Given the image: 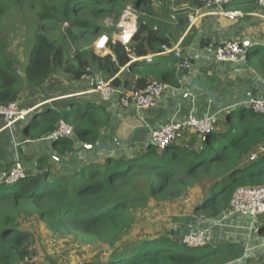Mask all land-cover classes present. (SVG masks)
<instances>
[{"label": "trees", "instance_id": "obj_1", "mask_svg": "<svg viewBox=\"0 0 264 264\" xmlns=\"http://www.w3.org/2000/svg\"><path fill=\"white\" fill-rule=\"evenodd\" d=\"M131 1L140 9L155 8L156 2L165 0H0V106L19 103L25 87L41 90L59 74L80 82L97 72L112 79V86L119 89L121 82L115 78L119 69L129 65L133 70L139 64L131 62L130 56L142 58L166 44L160 33L164 26L150 27L142 19L128 48L112 41ZM107 20L113 25L106 24ZM6 21L14 22L12 28L8 29ZM19 23L29 32L22 36L27 52L23 64L8 40ZM102 36L108 38L107 50L114 57L94 51V43ZM244 59L264 78L260 49L246 50ZM144 72L159 83L169 82L176 74L173 67L159 69L154 64ZM148 83L139 78L132 92L145 90ZM48 109H40L39 123V110L32 113L23 134L28 140L41 141L60 121L70 126L72 138L51 141L59 154V162H54L64 174L53 173L52 157L41 156L36 159L35 173L0 187V264H32L36 241L22 223L33 218L55 236L105 248L107 254L97 264H227L243 257L244 248L236 243L203 251L183 246L173 233L161 232L133 244L126 243V236L138 227L139 216L146 218L155 208L164 211L171 200L186 197L187 210L195 218L219 220L238 189L264 187V154L249 161L264 145V114L238 106L236 118L234 109L225 115L224 131L216 128L198 145L174 142L159 151L150 144L138 155H107L100 162L81 163L70 171L62 166L63 158L74 164L71 155L78 143L95 145L109 118L102 105L90 101L73 110ZM259 231L264 235V223Z\"/></svg>", "mask_w": 264, "mask_h": 264}, {"label": "crops", "instance_id": "obj_2", "mask_svg": "<svg viewBox=\"0 0 264 264\" xmlns=\"http://www.w3.org/2000/svg\"><path fill=\"white\" fill-rule=\"evenodd\" d=\"M171 1H174L175 7L178 9V12L174 14L169 10ZM132 3L133 1L129 4L132 5ZM155 4V8L136 9L139 19H142L143 23L150 27L164 26V28L161 27L160 33H163L166 45H178L182 59H176L170 54L161 56L154 61V65L159 69L173 67L176 70L174 77L176 82L165 83L168 85V88L157 99L153 109L139 111L132 105L129 110L124 109L119 104V94L113 95L110 102L102 103L97 94L90 93L92 85L97 82H109L113 80L94 72L92 76L80 82H72L68 79L71 84L79 85V87L65 96V99L72 100H69L62 109H58L52 105H43L35 111L45 108H49L48 110L51 111L69 110L71 104L73 110V106H82L87 101L99 104V106L102 105L109 118V122L104 127L102 135L96 144L112 145L113 141L125 142L134 133L135 138L130 144L118 147L123 149L121 156L131 157L140 154L144 150V145L150 142L152 133L165 123L174 122L182 125L189 116L200 120L204 116L217 114L218 110L222 108L211 103L207 96L203 94L202 88L195 84L191 87L190 95L180 103L174 105L181 95L186 94L191 82L196 81L199 84L205 85L217 102H235L241 100L245 97L249 88L251 89L250 98L261 99L264 97V78L260 73L249 67L245 59L236 64H227L218 62L215 56L216 48L222 42L235 41L244 48L242 46L243 40L249 46L247 51L250 49H260V52L264 54V18H262L264 12L254 2L246 1L241 7H238V4H232L224 6V8L217 6L205 7L201 0H165L164 2H156ZM197 9H200L201 16L196 24L189 29L187 15ZM222 12H233L236 14V17L234 20H229L222 15ZM172 16L174 19L171 18ZM132 25H134L133 22ZM203 41H207L204 43V46H202ZM107 54L112 55L109 50H106L105 55ZM130 58L131 62L139 59L134 56H130ZM183 60H186L188 63L187 69L179 67V64ZM136 62L139 63H137L136 69L130 70L129 65H127L120 68L116 74L115 78L121 82L120 88L117 89L119 93L133 94L132 90L135 81L139 78H144L147 82L155 80L154 76L146 75L144 72V68L150 65H145L143 61L139 60ZM52 80L51 78L45 86H48ZM59 81L62 82L63 80L59 79ZM49 101H55V98ZM242 105L248 106L247 103L238 106ZM31 108H34V106ZM32 113L22 123H25ZM224 120L225 116L220 115L218 117V127H216L218 131L225 130L222 125ZM0 121V176H5L17 162L22 164L27 175L35 173L36 159L41 156L52 157L50 159L51 171L56 174H64L59 166L54 165V159L59 162V158H57L59 154L51 142L44 140L31 141L25 136L23 140H20V129L17 127L20 123L2 130L4 123L1 119ZM24 126L21 127L22 133ZM137 130H140L138 134H136ZM106 136L108 137L107 139ZM177 142L183 145L195 146L201 142V137L193 130L183 127ZM260 150H264V145L259 147L256 152ZM20 151L22 153L21 156L19 155ZM40 151H42L43 155H40ZM92 153H96V151ZM80 155L77 158L79 164L90 161L100 162L108 157L103 155L98 156L97 154L91 155V153ZM66 158H63V160L67 164L65 165L64 163L62 166L66 170H69L68 168H73L75 163L70 165V161ZM26 160L28 161L27 164ZM195 194H198V192ZM185 209L187 210L186 203H181L177 210H174L178 215L173 216L174 218L185 217L186 219L182 220L184 225H177V220H165L164 224L167 223L165 228L162 225L161 227H157L156 223L152 231L158 233L164 232L167 235L173 233L172 236L174 238H179L178 236L183 231L182 229H185L184 234L197 229H209V236L214 246L229 244L228 240H232L233 236L236 235L241 242V247L244 248V255L242 257L244 264H250V261L258 260L261 257L264 258V235L259 231V227L264 223V218L260 220L258 225L252 224L249 218L240 216H232L225 220H221L220 218L219 220H201L195 218L190 212H187V215H180L181 210ZM170 229L173 232H170ZM143 237L152 236L144 235Z\"/></svg>", "mask_w": 264, "mask_h": 264}, {"label": "built area", "instance_id": "obj_3", "mask_svg": "<svg viewBox=\"0 0 264 264\" xmlns=\"http://www.w3.org/2000/svg\"><path fill=\"white\" fill-rule=\"evenodd\" d=\"M205 7L217 6L224 8V6L231 5L240 1L254 2L264 12V0H201ZM169 10L172 14L178 12L175 7L174 1L169 4ZM222 15L229 20H234L236 14L233 12H222ZM201 16L200 9L195 10L193 13L187 15L188 28L194 26ZM174 19V17H171ZM264 18V15L263 17ZM132 22L134 25H132ZM139 22V14L133 5H129L125 8L122 16L116 25L117 33L113 36L112 41H118L122 46L128 48L132 37L137 31V24ZM63 27H67V23L63 24ZM108 38L106 36L100 37L94 43V51L104 56L107 50ZM172 54L176 59H182L181 51L178 45L170 46L163 44L157 53L149 54L145 57L137 60L143 61L145 65H152L154 61L164 55ZM246 50L242 48L239 43L235 41L222 42L216 48V60L221 63L236 64L244 60ZM179 67L181 69H187L188 63L183 60ZM168 85L165 83H159L156 80H151L145 90L133 94L119 93L117 89L112 86V81L97 82L92 85V91L90 93L97 94L102 103L110 102L111 98L115 94H119V104L124 109H129L130 106H134L137 110H151L155 107L157 99L167 90ZM250 109L256 114H264V97L263 98H250L247 102ZM36 106L31 109H22L18 103H11L7 106H0V118L4 125L2 130L10 128L16 123L24 122L27 117L39 107ZM230 107H222L218 110L217 114L212 116H204L200 120H197L191 116L182 125L174 122L165 123L159 129L154 131L151 135L150 142L144 145V149L148 145L155 146L159 151L164 150L171 143L177 142L178 137L181 134L182 128H188L193 130L201 137V142L205 140V135L213 132L218 124V117L220 115H228ZM73 137V130L64 121H60L56 130L50 135L46 136L42 140L51 142L63 139H70ZM264 154V150L254 152L249 156V161L257 160L260 155ZM27 177V173L21 163L17 162L13 165L10 171L5 176H0L1 186H12L17 182L24 180ZM232 216H240L243 218H249L252 224L258 225L261 219L264 218V187L261 188H240L234 194L230 201L229 208L220 216L221 220H225ZM180 243L188 248L204 249L211 245V238L209 236V229H197L184 234Z\"/></svg>", "mask_w": 264, "mask_h": 264}, {"label": "rangeland", "instance_id": "obj_4", "mask_svg": "<svg viewBox=\"0 0 264 264\" xmlns=\"http://www.w3.org/2000/svg\"><path fill=\"white\" fill-rule=\"evenodd\" d=\"M245 2L246 1H240V2H237L234 4H238L237 6L241 7V5L245 4ZM129 5L130 4H127L126 7ZM132 5H134V2L132 3ZM6 22L8 25L7 26L8 29L12 28V27H10V25L13 26L14 22L13 23L11 21H6ZM106 24H109L110 26L113 25L110 20L109 21L107 20ZM9 34L10 35H8V38H9L8 40L11 42V51L18 54L19 56L21 55L20 58L22 59L21 62L23 64L25 62L27 52L24 50V46H23L24 41L22 38L25 36V34H29L28 29H27V27L24 26V24L19 23L15 27L14 33L11 32ZM52 79L53 80L48 84V86L46 85L41 90H31V89H28L27 87H25V89L23 90L22 96H21V100L18 103L19 106L22 109L31 108L33 106L36 107L39 105H52V106L57 107L58 109H62V107L66 106L67 102H69V100H72V99H65V96H67V95H69V93L75 91L79 87V85L77 86V85L71 84L70 81L62 74H59V75L53 77ZM59 79L63 80V81L60 82ZM169 82L175 83L176 79L172 78ZM95 97H93V98L95 99ZM54 98H55V101H49L50 99H54ZM71 106H69V107L72 108ZM73 107H75V106H73ZM232 109L235 110L236 107H232ZM91 111L95 112L96 109L93 108V109H91ZM38 113H39V116L37 117L36 123H39L41 121L43 110H39ZM97 114H99V113H97ZM233 116H234V118H236L238 116L237 110L234 111ZM29 121L31 122L30 118L25 123H20L17 125V127L20 129V132H19L20 140H23V138H24L21 127L23 125H26ZM31 124H33V123H30V127H32ZM0 126H1V121H0ZM107 138L108 137L106 136V139ZM101 145L116 146L114 141H113L112 145L102 144V143H101ZM80 146L81 145L79 143L76 146L77 149L75 151V156H74L75 160H77V158H79L81 156L80 154L91 153V155L97 154L98 156L99 155L121 156V154L123 152V149H121V148H117L115 151L86 150V149H79ZM94 151H96V153H92ZM19 155L20 156L22 155L21 151L19 152ZM40 155H43L42 151H40ZM66 159L69 160V158H66ZM80 160H82V159H80ZM27 163H28V161L26 160V164ZM69 164L73 165L71 162ZM54 165L58 166V164L56 162L54 163ZM186 201H187L186 197H183L181 200L180 199L171 200V201L167 202L168 205L166 203V205L168 207L165 208L164 211H163V208H160V209L155 208L152 211V213L149 214L146 218L143 217L142 215L139 216V218H138L139 225H138V227H136L134 229V232L131 233L132 235L126 236V241L128 240L126 243L133 244L134 241L136 239H139L140 237H142L143 239L149 238V237H143L144 235H149V236H152L150 238H154L156 235H158V232L152 231V229L155 227L154 225L157 223V227H161V225H162L165 228V225L167 224V223L164 224L165 220H168V221L177 220V225H184V222L182 220L186 219L185 217L174 218L173 216L178 215V213H175V211L177 210L178 206L181 203H186V205H187L188 202H186ZM187 212H189V211L186 209L181 210L180 215H184V214L187 215ZM156 214H159V215L161 214V216L163 218L157 217ZM178 220H180V221H178ZM22 227L29 228L35 237L36 243H35L34 248L36 251V256L32 259V261H31L32 264H97L107 254L106 249L101 247L100 245L88 246V245H84L83 243L74 240L71 237H58V236L53 235L36 218H33L29 221L23 222ZM182 230L183 231L180 233V235L178 234L179 235L178 237L180 239L184 235L183 232L185 231V229H182ZM228 243L229 244L236 243V244L241 246V242L238 240V237L236 235L233 236L232 240H228ZM125 244H122L119 247L122 248L125 246ZM225 245L226 244H222L221 247H225ZM211 246H213V243ZM207 249L208 248L203 249V251L207 250ZM227 264H244V263H243V260L241 258L236 262L227 263ZM250 264H264V258L261 257L258 260L250 261Z\"/></svg>", "mask_w": 264, "mask_h": 264}, {"label": "water", "instance_id": "obj_5", "mask_svg": "<svg viewBox=\"0 0 264 264\" xmlns=\"http://www.w3.org/2000/svg\"><path fill=\"white\" fill-rule=\"evenodd\" d=\"M242 46L244 48H246L245 50L248 49V45H247V42H245V40L242 41ZM135 62L137 61L136 59L134 60ZM197 85L199 86L200 88H202L203 90V94L207 96V98L209 99V101L217 106H220V107H225V106H228L230 108L232 107H238V105L240 104H245L249 101L250 97H251V89L249 88L248 91L246 92V95L244 98H242L241 100H238V101H235V102H232V101H223V102H217L215 100V98L213 97V95L211 94V92H209L207 90V87L203 84H199L198 82L194 81V82H191L190 85L188 86V90L186 92V94L184 95H181L179 98H178V101L175 102L174 105H176V103H180L183 99H185L186 97H188L191 93V87L193 85ZM230 113V111H229ZM228 113V114H229ZM2 118V117H0ZM134 139V133L129 137V139L125 142H122V141H117L116 142V146H104V145H87V144H84L82 146H80L79 149H86V150H107V151H115L118 147H121L122 145H125V144H130L132 142V140ZM75 152L72 153V158H75ZM79 163L77 162V160H75V166L73 168H68L70 171H74L77 169Z\"/></svg>", "mask_w": 264, "mask_h": 264}, {"label": "clouds", "instance_id": "obj_6", "mask_svg": "<svg viewBox=\"0 0 264 264\" xmlns=\"http://www.w3.org/2000/svg\"><path fill=\"white\" fill-rule=\"evenodd\" d=\"M131 5V4H130ZM134 6V5H133ZM232 108H230V111H231Z\"/></svg>", "mask_w": 264, "mask_h": 264}]
</instances>
